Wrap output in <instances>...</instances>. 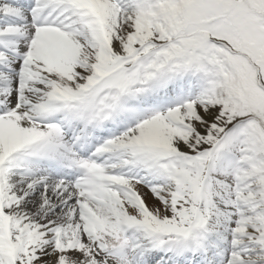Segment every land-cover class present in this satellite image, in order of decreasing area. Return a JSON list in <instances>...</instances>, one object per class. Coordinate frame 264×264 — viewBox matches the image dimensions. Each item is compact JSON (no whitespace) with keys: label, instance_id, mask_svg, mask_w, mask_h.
Instances as JSON below:
<instances>
[{"label":"snow or ice","instance_id":"1","mask_svg":"<svg viewBox=\"0 0 264 264\" xmlns=\"http://www.w3.org/2000/svg\"><path fill=\"white\" fill-rule=\"evenodd\" d=\"M0 264H264V0H0Z\"/></svg>","mask_w":264,"mask_h":264}]
</instances>
